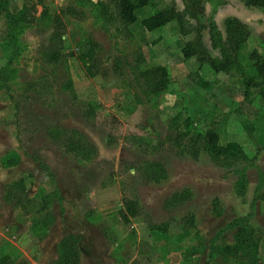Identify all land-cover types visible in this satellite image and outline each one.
Wrapping results in <instances>:
<instances>
[{
    "label": "rangeland",
    "instance_id": "1",
    "mask_svg": "<svg viewBox=\"0 0 264 264\" xmlns=\"http://www.w3.org/2000/svg\"><path fill=\"white\" fill-rule=\"evenodd\" d=\"M24 1L35 4L32 21L17 37L18 57L0 72V264H54L57 243L66 233L78 237L79 264H229L231 259L224 261L220 254L208 259L209 240L234 216L264 204L255 200L251 207L255 194L264 190V184L256 190L264 172V95L253 89L245 100L239 76L214 72L207 63L199 73L209 86L197 84L192 71L198 62L183 59L174 22L144 33L141 19L175 0H155L159 7L151 3L137 9L129 38L118 30V22L98 18L77 0H3L2 4L14 12ZM186 1L178 0L177 6ZM215 3L205 5L207 17ZM66 6L83 12L77 18L62 16V51L73 55L54 64L45 55L52 44V18ZM5 30L0 15V69L11 53L3 40ZM158 36L163 40L153 42ZM87 37L98 44V72L93 77L76 58ZM208 40L206 33L207 46ZM255 47L264 54V40L246 42L243 64ZM138 48L149 65L168 64L169 85L150 102L131 72ZM68 76L73 92L63 87ZM250 108L254 114L248 115L245 110ZM178 113L182 119L172 124ZM185 116L190 117L191 132L213 128L222 143H239L248 159L219 166L203 150L191 158L174 139L176 129H184L177 125ZM71 129L84 134L93 148L81 156L68 151L64 134L56 136ZM9 157L17 164L7 167L4 159ZM156 163L160 169L150 179L145 167L151 164L156 170ZM19 178L26 190L9 191ZM242 187L246 192L238 196L236 190ZM15 194L47 198L37 219L48 214L51 225L34 228L36 216L14 206ZM125 198L136 199L144 212L128 223L120 218ZM189 215L196 225L186 229ZM250 220L260 226L259 259L264 264V212ZM147 222L167 223V237L149 231ZM236 228L226 227L216 244L232 245ZM203 242L205 249L198 245Z\"/></svg>",
    "mask_w": 264,
    "mask_h": 264
},
{
    "label": "trees",
    "instance_id": "2",
    "mask_svg": "<svg viewBox=\"0 0 264 264\" xmlns=\"http://www.w3.org/2000/svg\"><path fill=\"white\" fill-rule=\"evenodd\" d=\"M79 5L83 7H89L90 12L98 18L105 19V21L118 22V30L124 32V37H132L128 27L137 20L135 10L145 5L151 4V0H77ZM206 0H187L182 10H177L174 5L162 9H156L151 15L142 19V26L151 32L155 29L169 26L171 22L175 23L180 41V50L182 57L185 61H189L191 58L203 65L207 63L214 72H223L226 74L234 73L242 80L243 85V97L245 100H249L253 89L258 93L264 95V54L258 48H253L248 52L247 62L243 64L241 62V51L245 47L246 42L250 36L249 26L234 16H229L224 19V34L219 29L217 23L213 18V13L218 4L212 5V13L205 21L200 19L203 14V4ZM212 1V0H208ZM3 0H0V15L5 18L6 30L3 40L11 48V53L5 67L0 69L3 73L8 68L10 62L18 57L20 49L17 45V37L22 32L24 27L32 21V14L35 10V4L29 1H24L21 8L16 11H11L8 7L2 4ZM245 6L256 7L264 9V0H243ZM83 10H77L74 6H66L59 13L55 14L52 18V24L54 29L51 35V47L46 52V60L48 62L58 64L67 60V57L72 56V52L62 51V36L64 29V22L62 16H73L77 18L78 14H81ZM46 13V10L42 12ZM207 31L209 38V46L204 41V31ZM193 35L191 38H187V35ZM161 37H156L153 42H158ZM82 51L77 54V60L82 64L86 73L93 77L96 75L97 67L95 65L96 59V47L97 42L92 38L87 37L84 39ZM131 72L133 78L139 87L141 94L144 96L146 102H150L152 99L157 98L164 93L169 85L170 77L168 70L165 66L156 64L149 65L144 57L141 49L135 50L133 62L131 63ZM195 81L201 86H209L208 81L203 79L197 71L194 72ZM65 89L73 92V84L71 78L68 76L64 86ZM248 110V109H247ZM249 111L245 112L248 115L254 114ZM92 111L91 107H87V112ZM244 111V110H243ZM182 119L181 114H176L171 118V123H177ZM183 130L176 129V136L174 137L176 143L183 146V149L190 155L191 158L196 159L200 152L203 150L208 153L210 159L214 164L219 166L231 165L232 162L237 160L248 159L245 151L237 142L222 143L219 133L213 129L208 128L204 131L191 132L190 117H183ZM67 132V131H66ZM54 133H59L54 131ZM64 134V135H63ZM63 135V144L68 151L77 155H83L93 148V145L88 141L84 134L78 130L71 129L67 133L65 131L56 136V139ZM61 141V140H59ZM5 165H16L14 159L5 158ZM151 164L145 167L150 179L156 178V173L160 169V165L156 163V170L150 167ZM43 164H38L41 168ZM43 168V167H42ZM44 169V168H43ZM144 168L142 169V171ZM260 175L256 190H258L264 184V172ZM24 179H17L12 182V190L21 189L26 190L23 185ZM185 192H189L185 189ZM245 188L236 190L238 196H244ZM13 204L19 207L25 215H33L34 220L32 224L34 228H47L53 220L46 218L48 214L38 218L37 215L42 211L44 203L47 205L45 197L39 198L37 196L30 197L26 195L15 194L12 196ZM183 198V197H179ZM255 200L264 201V190L259 194H255L253 198L254 205ZM123 210L120 212V218L124 222L128 223L131 219L137 218L144 214L142 208L136 199L125 198L123 200ZM217 215L221 214L220 210H217ZM252 216V210L247 215L234 218L228 223L226 227L236 228L235 242L232 245H219L216 244L218 236L223 230H219L215 237L209 240V258L220 254L224 261L231 259L229 264H257L259 260V243L261 239V231L259 228H255L249 223ZM40 217V216H39ZM144 219L145 215H143ZM189 222L184 223L187 227H194L193 215H189L187 218ZM186 219V220H187ZM148 223V230L155 231L160 235L167 237L168 224L167 223ZM202 239V238H200ZM204 241V240H202ZM78 237L73 233L64 234L57 243L56 252L57 257L54 264H79L81 258V251L79 248ZM202 244V243H200ZM201 249H205V242H203ZM227 258V259H226ZM3 258L0 259L2 261Z\"/></svg>",
    "mask_w": 264,
    "mask_h": 264
},
{
    "label": "crops",
    "instance_id": "3",
    "mask_svg": "<svg viewBox=\"0 0 264 264\" xmlns=\"http://www.w3.org/2000/svg\"><path fill=\"white\" fill-rule=\"evenodd\" d=\"M176 2L178 3V0H175V2H173L174 3L173 5L176 7L177 10H182L184 8L183 3H181L182 7H178ZM208 2L209 1L206 0V1H204V4H203V6H204L203 7V12H204V15L203 16H205L204 17L205 19L207 18V16L205 15V13H206V10H205L206 7H205V5ZM151 3L153 5L159 7V5L156 4V1L155 0H151ZM215 4H218V5H217V7H216V9H215V11L213 13V18H214L215 22L217 23L219 29L221 30V32L223 34H224V23H223L224 22V19L226 17H229V16H234V17H237L238 19H240L241 21H243L244 23H246L249 26V28H250V36H249V38L247 40V43H249V40H252V38H255V40L257 42L258 41H261V40H264V11H262V9L256 8V7H247V6H245L243 0H217V3H215ZM135 11H137V9ZM141 21H142V19H141ZM202 21H205V20H202ZM221 23H222L223 28H221ZM131 25L133 26L134 24H131ZM143 30H144V33H146V35H147L148 32H147V30L144 27H143ZM206 33H207V31L205 30L203 32L204 37H205V34ZM207 35H208V33H207ZM162 40L163 39H161V41ZM161 41H159V42H161ZM158 43H156V44H158ZM156 44H154V45H156ZM209 44H210V42H209ZM254 45H252V46H254ZM164 47H165V49L168 48L166 42H164V44H163V48ZM161 65H163V64H161ZM167 65L168 64H165L164 63L163 66H165L167 68V70H168ZM201 67H202V65H199V63H198V65L196 66V70L195 71H197L199 73L201 71ZM195 71H192V72H195ZM199 75H200V73H199ZM262 189H263V187H262ZM253 209H254V207H253ZM263 210H264V204L261 203L259 205V207L257 206V208H255L254 210H252V215L255 214V217H257L258 213H261V212L263 213L264 212ZM234 217L236 218V217H240V216H234ZM229 222L225 223L224 225H222V226H220L218 228L219 230H223L221 232V234L224 232V230L226 229V226L228 225ZM249 223L251 225H254L251 222V220L249 221ZM254 227L257 228V227H260V226L259 225H254ZM231 229H234V228H230V230ZM227 231L228 230H226L225 232H227ZM235 231L236 230H234V232ZM225 232L223 234H225ZM232 236H233V233H232ZM208 259H210V258L208 257ZM260 262H261V260L259 259L257 264H260Z\"/></svg>",
    "mask_w": 264,
    "mask_h": 264
}]
</instances>
